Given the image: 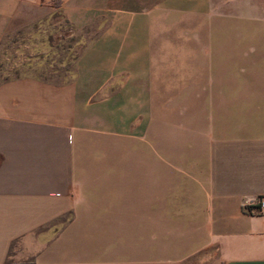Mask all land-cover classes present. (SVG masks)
Segmentation results:
<instances>
[{"label": "crops", "instance_id": "obj_1", "mask_svg": "<svg viewBox=\"0 0 264 264\" xmlns=\"http://www.w3.org/2000/svg\"><path fill=\"white\" fill-rule=\"evenodd\" d=\"M57 12L73 77L0 80V264H264V0H0V43Z\"/></svg>", "mask_w": 264, "mask_h": 264}, {"label": "rangeland", "instance_id": "obj_2", "mask_svg": "<svg viewBox=\"0 0 264 264\" xmlns=\"http://www.w3.org/2000/svg\"><path fill=\"white\" fill-rule=\"evenodd\" d=\"M92 35L90 29L75 30L54 15L46 24L5 37L0 43V80L37 76L57 83L69 81Z\"/></svg>", "mask_w": 264, "mask_h": 264}, {"label": "built area", "instance_id": "obj_3", "mask_svg": "<svg viewBox=\"0 0 264 264\" xmlns=\"http://www.w3.org/2000/svg\"><path fill=\"white\" fill-rule=\"evenodd\" d=\"M257 204L259 205V208L264 211V198L258 200Z\"/></svg>", "mask_w": 264, "mask_h": 264}, {"label": "trees", "instance_id": "obj_4", "mask_svg": "<svg viewBox=\"0 0 264 264\" xmlns=\"http://www.w3.org/2000/svg\"><path fill=\"white\" fill-rule=\"evenodd\" d=\"M54 15H59V16H61V17L63 18V16L61 15L60 12H57V13H55ZM54 15H53V16H54Z\"/></svg>", "mask_w": 264, "mask_h": 264}]
</instances>
